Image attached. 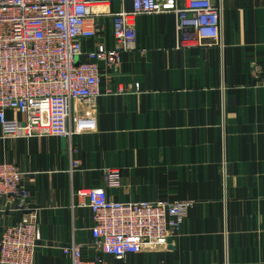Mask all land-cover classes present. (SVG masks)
I'll use <instances>...</instances> for the list:
<instances>
[{"label": "crops", "instance_id": "obj_1", "mask_svg": "<svg viewBox=\"0 0 264 264\" xmlns=\"http://www.w3.org/2000/svg\"><path fill=\"white\" fill-rule=\"evenodd\" d=\"M217 3L223 53L180 47L174 15L140 16L138 50L124 54L117 71L101 65L95 131L71 141L0 140V163L25 172L38 210L35 264H70L62 250L72 244L95 258L92 213L74 193L104 187L110 169L121 172V186L107 189L114 201L192 204L164 252L131 257L130 264H264V0ZM100 22L109 38V18ZM92 47L84 42L85 50ZM73 159L80 162L74 170ZM4 204L0 236L21 217Z\"/></svg>", "mask_w": 264, "mask_h": 264}, {"label": "built area", "instance_id": "obj_2", "mask_svg": "<svg viewBox=\"0 0 264 264\" xmlns=\"http://www.w3.org/2000/svg\"><path fill=\"white\" fill-rule=\"evenodd\" d=\"M116 3L122 5L119 11L101 13ZM169 14L176 18L180 47H216L223 53L222 6L217 0H0V140L71 141L95 131L101 65L117 71L122 56L138 50L140 16ZM102 16L111 23L109 38ZM87 41L93 43L90 50L84 48ZM82 56L86 61L77 62ZM79 106L89 112H78ZM8 111L24 120L9 119ZM78 166L73 159L72 169ZM105 176L104 187L74 193L80 207L92 213L91 249L96 256L88 259L83 245L72 244L62 250L70 264H130L131 257L164 252L192 204L117 202L107 189L121 186V172L110 169ZM24 177L16 164L0 163V200L11 214L21 216L0 236V264H35L40 247L38 210L31 207Z\"/></svg>", "mask_w": 264, "mask_h": 264}]
</instances>
